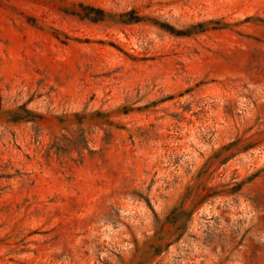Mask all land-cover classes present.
Wrapping results in <instances>:
<instances>
[{
    "label": "rangeland",
    "instance_id": "rangeland-1",
    "mask_svg": "<svg viewBox=\"0 0 264 264\" xmlns=\"http://www.w3.org/2000/svg\"><path fill=\"white\" fill-rule=\"evenodd\" d=\"M0 264H264V0H0Z\"/></svg>",
    "mask_w": 264,
    "mask_h": 264
}]
</instances>
